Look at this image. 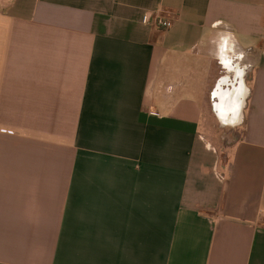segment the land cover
I'll return each mask as SVG.
<instances>
[{
    "label": "crops",
    "instance_id": "crops-1",
    "mask_svg": "<svg viewBox=\"0 0 264 264\" xmlns=\"http://www.w3.org/2000/svg\"><path fill=\"white\" fill-rule=\"evenodd\" d=\"M0 264H264V0H0Z\"/></svg>",
    "mask_w": 264,
    "mask_h": 264
},
{
    "label": "rangeland",
    "instance_id": "rangeland-1",
    "mask_svg": "<svg viewBox=\"0 0 264 264\" xmlns=\"http://www.w3.org/2000/svg\"><path fill=\"white\" fill-rule=\"evenodd\" d=\"M226 52L229 56H226L227 58L232 57L233 53L229 51V46L226 47ZM226 71L223 69L220 72L221 74H225ZM228 75V73H227ZM214 76V80H215ZM214 80L212 81L211 86L207 88V91H213L215 89L214 87ZM214 113H211L208 118L205 119V127L207 130V133L210 137V139L220 148V151L222 154H225L228 150V148L235 142V140L239 137V131L234 126H238V124L229 126L224 125L213 115Z\"/></svg>",
    "mask_w": 264,
    "mask_h": 264
},
{
    "label": "bare ground",
    "instance_id": "bare-ground-1",
    "mask_svg": "<svg viewBox=\"0 0 264 264\" xmlns=\"http://www.w3.org/2000/svg\"><path fill=\"white\" fill-rule=\"evenodd\" d=\"M222 80H224V78L221 79L218 82L217 88L219 87V85L222 82ZM218 91H219L218 92V96L220 97L221 101L223 102V105L227 106L226 109L230 108L231 111H232V114H234L233 117H229V118L223 117V118L220 119V121L223 124H226V125H228V124L229 125H233V124L239 123L240 120H238V116H237V114L235 112V108L240 105V101H241V99H240V89L237 87V88H234L232 91H227L225 94L220 92V90H218ZM217 107L222 109L220 104L219 105L217 104Z\"/></svg>",
    "mask_w": 264,
    "mask_h": 264
},
{
    "label": "built area",
    "instance_id": "built-area-1",
    "mask_svg": "<svg viewBox=\"0 0 264 264\" xmlns=\"http://www.w3.org/2000/svg\"><path fill=\"white\" fill-rule=\"evenodd\" d=\"M145 21H148L149 20V15L146 14L145 15V18H144ZM173 24V21L165 16H157L156 17V25L158 28L160 29H168L172 26Z\"/></svg>",
    "mask_w": 264,
    "mask_h": 264
}]
</instances>
